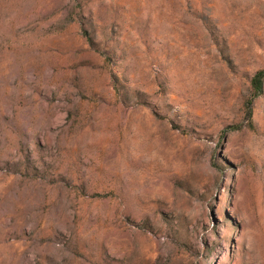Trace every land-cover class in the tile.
Segmentation results:
<instances>
[{
	"label": "rangeland",
	"instance_id": "obj_1",
	"mask_svg": "<svg viewBox=\"0 0 264 264\" xmlns=\"http://www.w3.org/2000/svg\"><path fill=\"white\" fill-rule=\"evenodd\" d=\"M264 0H0V264H264Z\"/></svg>",
	"mask_w": 264,
	"mask_h": 264
},
{
	"label": "trees",
	"instance_id": "obj_2",
	"mask_svg": "<svg viewBox=\"0 0 264 264\" xmlns=\"http://www.w3.org/2000/svg\"><path fill=\"white\" fill-rule=\"evenodd\" d=\"M264 77V70L255 73L251 80V86L254 90L259 91L262 85V78Z\"/></svg>",
	"mask_w": 264,
	"mask_h": 264
}]
</instances>
